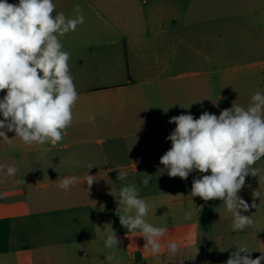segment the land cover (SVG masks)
Masks as SVG:
<instances>
[{
  "label": "crops",
  "instance_id": "1",
  "mask_svg": "<svg viewBox=\"0 0 264 264\" xmlns=\"http://www.w3.org/2000/svg\"><path fill=\"white\" fill-rule=\"evenodd\" d=\"M221 2L53 0L57 13L71 18L79 5L85 16L61 38L71 53L78 100L56 145L26 146L14 132L6 133L10 142L0 140V164L18 168L14 178L0 175V264H225L237 244L246 245L253 259L264 255V196L255 199L256 208L242 211L253 224L233 231L222 201L209 220L213 200L190 195L193 179L203 174L170 178L160 157H152L176 127L168 123L171 117L218 116L233 103L247 108L257 91L264 93V71L238 76L223 68L237 45L222 19L237 14H223ZM5 94L0 91V99ZM94 146L107 147L103 156H90ZM117 147L136 157H108ZM263 162L256 164L262 176ZM116 168L128 173L126 180H117ZM142 173L152 176L147 187ZM87 174L95 179L90 188ZM73 175L76 185L58 188L59 180ZM129 183L149 205L146 221L168 229L165 242L180 244L175 255H153L139 231L127 235L117 200ZM258 188L264 190V179L249 175L238 195L251 205ZM189 211L193 217L185 220ZM112 230L120 243L108 249L104 240Z\"/></svg>",
  "mask_w": 264,
  "mask_h": 264
},
{
  "label": "clouds",
  "instance_id": "2",
  "mask_svg": "<svg viewBox=\"0 0 264 264\" xmlns=\"http://www.w3.org/2000/svg\"><path fill=\"white\" fill-rule=\"evenodd\" d=\"M83 9L77 5L75 15L67 17L56 12L53 0H19L18 4L0 0V140H12L6 134L14 132L26 146L56 145L73 121V107L78 92L71 75V53L63 50L61 38L83 24ZM167 110H165L166 112ZM175 129L166 137L171 147L160 157L170 178L187 180L191 173L200 175L193 179L192 197L205 202L220 200L232 214L233 231H242L253 224L250 207L256 208L255 199L264 196V190L252 192L251 205L238 193L251 175L264 179L262 169L256 167L264 158V93L257 91L247 108L233 103L230 108L216 114L203 112L199 118L180 114L169 119ZM88 165V170L93 168ZM117 180L124 181L128 173L115 169ZM18 172L15 164H0V175L14 178ZM141 183L147 187L152 176L142 173ZM94 176L87 174L90 188ZM78 183V177L59 180L58 188L69 191ZM117 208L120 224L129 233L139 231L146 243L144 248L153 255L162 251L175 255L180 244L175 240L165 242L168 229L156 227L146 221L149 205L141 197L134 183L119 190ZM193 213L186 212L184 219L191 220ZM120 240L112 230L104 240L108 249L118 248ZM225 264H261L264 255L251 258L252 251L244 244L234 245ZM227 250V249H226ZM242 253L244 255H242ZM264 253V252H262ZM111 262L114 257L108 255Z\"/></svg>",
  "mask_w": 264,
  "mask_h": 264
},
{
  "label": "rangeland",
  "instance_id": "3",
  "mask_svg": "<svg viewBox=\"0 0 264 264\" xmlns=\"http://www.w3.org/2000/svg\"><path fill=\"white\" fill-rule=\"evenodd\" d=\"M221 6L223 14H225V11L231 12L232 15L237 14L236 17L231 19L225 18V16L222 19L223 26L232 28L231 41L237 45L236 50H232V54L236 53L232 55L231 62H227L223 68H227L229 73L238 76L252 73L256 69H258L257 71H264V48L262 49L260 46L261 44L264 45V0H222ZM234 29L236 30L235 34ZM257 62L258 65H253ZM215 98L217 99L216 96ZM171 132L169 131V133ZM170 146L171 141L165 140L162 146L163 149H160L152 157H161L169 150ZM106 148L105 146H94L90 156L101 157L103 156L102 150ZM117 148L108 157H136L135 155L121 153L122 147Z\"/></svg>",
  "mask_w": 264,
  "mask_h": 264
},
{
  "label": "trees",
  "instance_id": "4",
  "mask_svg": "<svg viewBox=\"0 0 264 264\" xmlns=\"http://www.w3.org/2000/svg\"><path fill=\"white\" fill-rule=\"evenodd\" d=\"M217 204H218V201L217 200H213L212 203H211V205L208 207L209 220L211 219L212 213L216 209Z\"/></svg>",
  "mask_w": 264,
  "mask_h": 264
}]
</instances>
